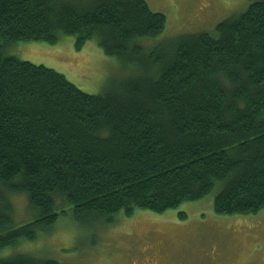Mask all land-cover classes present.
Masks as SVG:
<instances>
[{
    "label": "trees",
    "instance_id": "1",
    "mask_svg": "<svg viewBox=\"0 0 264 264\" xmlns=\"http://www.w3.org/2000/svg\"><path fill=\"white\" fill-rule=\"evenodd\" d=\"M165 22L146 0H0V264H66L19 249L70 212L86 227L213 189L217 213L264 207V0L144 53L135 39ZM61 34L76 48L96 38L138 71L91 94L5 53ZM13 194L31 213L20 224Z\"/></svg>",
    "mask_w": 264,
    "mask_h": 264
},
{
    "label": "rangeland",
    "instance_id": "2",
    "mask_svg": "<svg viewBox=\"0 0 264 264\" xmlns=\"http://www.w3.org/2000/svg\"><path fill=\"white\" fill-rule=\"evenodd\" d=\"M146 1L152 10L165 15L166 22L161 33L135 39L144 53L182 33H214L218 22L243 12L252 0ZM74 42L73 34H61L55 43L19 40L6 44L5 53L51 67L91 94H100L111 82L119 83L138 71L136 62L106 54L96 38L80 48ZM215 191L159 213H119L110 222L102 220L105 225L96 220L85 227L70 212L60 216L48 233L21 244L19 250L66 264H264V207L248 214L217 213ZM11 198L15 221L29 220L25 196L13 194Z\"/></svg>",
    "mask_w": 264,
    "mask_h": 264
}]
</instances>
